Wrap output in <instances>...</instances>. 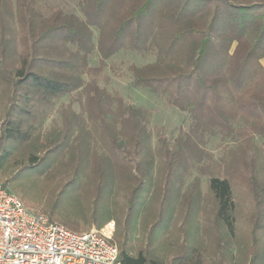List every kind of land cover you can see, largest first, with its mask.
<instances>
[{"label": "trees", "instance_id": "16d2710c", "mask_svg": "<svg viewBox=\"0 0 264 264\" xmlns=\"http://www.w3.org/2000/svg\"><path fill=\"white\" fill-rule=\"evenodd\" d=\"M79 8L0 0V145L31 158L59 152L51 171L63 175L59 185L72 176L64 188L92 199L61 213L50 195L44 211L74 231L80 220L115 219L123 264H163L155 254L163 245L172 264L195 251L202 263L264 264V145L255 142L264 140V0H79ZM122 49L156 51L129 70L135 87L189 114L174 141L157 132L153 145L151 112L99 85ZM65 95L61 121L42 130ZM217 134L234 142L219 161L206 148ZM194 169L208 176L205 191L199 177L188 182ZM138 225L150 226L146 246L135 244Z\"/></svg>", "mask_w": 264, "mask_h": 264}, {"label": "rangeland", "instance_id": "374dc122", "mask_svg": "<svg viewBox=\"0 0 264 264\" xmlns=\"http://www.w3.org/2000/svg\"><path fill=\"white\" fill-rule=\"evenodd\" d=\"M39 4L46 11L62 8L65 12L82 15L79 8V0H39ZM94 32L95 38H97L98 31L96 28H94ZM156 54L155 50L139 53L131 49H122L106 61L103 76L98 79L100 86L107 88L109 91H118L127 102L145 107L151 112L149 127L153 132V145H156L157 142V132H162L168 140L174 141L179 130L181 128L187 129L190 123L189 114L182 112L175 106L169 104L165 96L153 93L147 88L135 87L133 84L132 73L129 70V66L131 64L141 66L147 63H152L156 60ZM99 59V54L94 52L89 57L90 65L98 66ZM261 63L264 65V58L261 59ZM70 100L71 98L68 95L56 99L55 106L51 109L48 118L45 120L42 130H49L53 127L54 123H59L61 121L60 109L62 105L68 104ZM73 108L76 112L80 111L78 103H74ZM4 112L5 106L0 102V119L4 116ZM255 142L258 145H264V140L259 136L256 137ZM233 143L232 139L224 140L219 134H217L208 137L206 148L213 154L214 159L219 161ZM4 145L7 149L8 143L5 142ZM5 150L2 149L0 145V181H2L12 192L21 197L26 206L33 211L44 214L50 218L51 215L44 211L45 201L50 195L59 198L61 210L58 211H62L61 213L73 211L71 206L69 208V202L71 204L74 202V199L78 200L79 203L84 204L86 209L91 207V203L87 205V202H91L92 199L86 201V198L83 195H77L76 192L79 191V189L74 186L64 188V185H69L70 180L73 179L72 176H64L65 178H63L62 185H59L63 175L56 174L55 172L51 173L54 169L52 166H58V158L61 156L59 152L46 156H44V152H40L35 157L31 158L30 155H22L16 151L11 152V154H5ZM194 177H199L201 179V185L205 191L208 176H205L194 169L188 182L192 181ZM32 182L34 184L33 188H31L30 184ZM73 193L76 195L74 196ZM118 202L119 204H117V208L126 203L121 195L118 197ZM118 215L124 219L126 212L123 214L119 212ZM56 221L61 222L59 219ZM109 221L114 223L116 232L117 227L115 219L108 220L101 227H98L95 222L88 224L80 220L79 224L81 230L79 231H87L94 228L101 230ZM236 227L238 229L241 227L244 228V221H238ZM149 228L150 226L142 228L138 225V239L140 238L141 240L135 242L137 246H140L141 244L145 246L147 245ZM170 229H172V227ZM175 232L177 231L175 230ZM162 233L163 234L160 235V237L168 235V232ZM180 243H182L181 240ZM233 250L234 253H236V249L234 248ZM155 254L163 258V264H172L175 257L174 254H170L167 251L166 245H163L162 247L159 246L155 251ZM209 261V264L213 263L212 260ZM179 264L208 263H202L198 256V251H195L191 258H188Z\"/></svg>", "mask_w": 264, "mask_h": 264}, {"label": "built area", "instance_id": "2783aa9c", "mask_svg": "<svg viewBox=\"0 0 264 264\" xmlns=\"http://www.w3.org/2000/svg\"><path fill=\"white\" fill-rule=\"evenodd\" d=\"M115 225L74 231L26 206L0 181V264H123Z\"/></svg>", "mask_w": 264, "mask_h": 264}]
</instances>
